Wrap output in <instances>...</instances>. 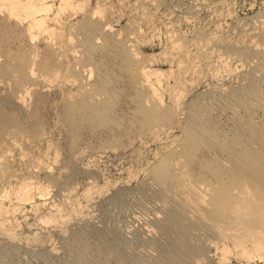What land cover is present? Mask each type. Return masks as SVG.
Wrapping results in <instances>:
<instances>
[{
    "label": "rangeland",
    "instance_id": "rangeland-1",
    "mask_svg": "<svg viewBox=\"0 0 264 264\" xmlns=\"http://www.w3.org/2000/svg\"><path fill=\"white\" fill-rule=\"evenodd\" d=\"M53 2L55 7L51 4ZM83 2L82 9H78L77 12L71 9L69 12L64 10L65 14L62 16L63 11L58 13L60 2L47 0V4L53 9L51 15H55L51 17L55 18L58 14L61 16L57 17L59 20L55 19L61 23L59 26L55 20L52 21V27L57 24L54 26L56 29L53 27L54 32H57V35L63 32L62 36L66 34L61 40L66 46L60 43L65 54L64 59H61L64 60L63 71H67L68 66L72 70L76 67L80 73L82 60L91 61L94 66H87V70L83 68L79 75L75 73L77 71L74 72L79 78L77 85L57 81L50 87L36 88L27 98L23 113L25 115L15 111L5 96H0L2 118L15 122L25 130L28 129L30 133L33 132L32 135L37 137L42 135V140L39 137L40 144L35 138L38 148L35 144L32 151L30 150L33 153L30 154L31 157L36 155V158L41 157L40 162L44 160L42 167L45 165L46 167L36 170L40 173L35 172L33 181L40 178V181L37 179L34 181L37 185L45 184L44 187L52 188L49 187L51 191L49 196L44 198L36 196L33 204L29 202L22 206L23 208L19 206L21 210L9 215L14 213L12 208L15 209L19 204L12 192L14 193L18 187L16 185L27 179L29 175L26 172L27 167L31 166L28 160L31 158L29 156L27 159L26 157L20 159L16 156L14 160L8 161L12 162L10 165L6 163L10 177L7 174V178L0 183V202L4 200L2 205L0 203V208L3 212L6 208L9 209L5 213L9 212L10 217L6 215L7 213H0V264H136V257L127 251V240L119 237L116 223L119 213L125 212L124 210L133 203L132 196L145 199L150 195H157L149 189L151 170L161 159L173 156L181 150L180 145L190 122L192 105L200 103L202 107L207 97L227 98L247 90L256 78L254 73L259 62L257 58H262L264 54V25L257 22L258 16L264 12V0ZM95 11L96 17L92 19ZM144 14L146 19L143 18ZM3 15L0 14L2 53L5 54L8 47L16 55L24 52V46H28V43L26 40L23 41L22 37L17 38V32L12 29L13 20H8L9 23ZM107 23L108 26L104 25ZM110 25L114 36L106 35L101 41L91 43L93 47H87L89 52L88 57H85L84 50L77 45L78 36L74 35L75 28L78 27L77 29L89 35L92 29L107 27L111 29ZM15 28L19 29L16 26ZM68 34L76 39L70 40ZM116 34H119L121 41L128 37L130 41L137 43L136 50L147 70L157 71L164 78L159 83L155 80L151 82L155 85L153 86L155 91L161 89L159 91L164 93L160 100L163 102L162 105L164 104L163 108L164 106L168 108L166 112L156 113L155 118L150 115L152 108L145 105V90L136 81L137 74L133 65L127 64L129 59L125 48L122 43L117 42ZM16 41H19V44ZM42 42L41 40L38 42L39 50L53 51ZM59 50L56 53L61 55L62 52ZM51 53L56 59L59 58L55 51ZM2 59L1 66L7 71L16 67L11 58L7 61L4 57ZM79 62L81 64L78 65ZM57 66L51 65L49 68ZM0 69L3 71L4 68ZM83 71L86 73H82ZM88 90L103 91L106 99L93 105L88 99ZM229 112L227 115H233L231 110ZM213 115L212 123L216 119L219 120L222 112ZM223 120L226 121V118ZM262 125L259 114L254 118L253 126ZM35 131L42 134L38 132L37 135ZM47 144L51 146L50 149ZM210 155L205 145L197 151L191 160V168L195 174L205 172L207 164L210 163ZM53 161L56 163L53 164ZM58 169L64 171L63 175ZM48 179L55 180L56 187L53 183L50 184ZM74 179L76 194L73 200L70 199L68 204H64L65 206L59 205L60 211L58 206L57 209L54 206L55 211H51L52 209L41 205L51 194L49 199L54 200L53 194L59 189L57 186L72 182ZM6 180H9L11 185L6 183ZM2 188L8 191L5 190L3 193ZM3 197L6 199H2ZM11 199L13 203L10 204ZM36 203L41 206H37ZM57 203L55 200V204ZM142 237L143 234L138 231L133 243H143ZM158 241L161 240L154 242L161 244L156 245L157 249L167 244L166 241ZM228 247L232 250V244H228ZM207 253L208 256L199 264H264V249L253 258H245L231 251L228 260L224 262L217 250L212 249Z\"/></svg>",
    "mask_w": 264,
    "mask_h": 264
},
{
    "label": "bare ground",
    "instance_id": "bare-ground-1",
    "mask_svg": "<svg viewBox=\"0 0 264 264\" xmlns=\"http://www.w3.org/2000/svg\"><path fill=\"white\" fill-rule=\"evenodd\" d=\"M83 1L57 0L58 3L60 2L59 4L57 3L59 5H57L59 8L58 13L60 14L63 11L61 14L63 16L70 9L71 11L77 12L78 9L83 8ZM53 3H51L52 6L55 5ZM52 6L47 4V0H0V14H4L7 21L13 20L14 26L12 29H15L17 32V38L22 37L23 41L26 40L28 43V46L23 45L25 51L17 55L9 47L6 48L5 54H3L0 46V61L3 60L2 57L5 58V61L11 58L16 64V67L10 68L7 71L5 67L1 66L0 62V68H4L3 71L0 69V96H5L14 110L21 114L25 112L27 98L39 86H43L44 88L50 87L52 83L57 81H66L71 82L72 85H77L79 78L75 76V73L79 75L83 68L87 70V66H94L91 61L82 60V69H79L80 73H78L76 67V70H72L68 66L66 67L68 70L63 71L62 63L64 60L62 61L61 59H64L65 54L62 52V44L60 43L63 40V36L66 37V34L62 36L63 32L59 34V30H57L59 35L56 34L57 32H54L53 27L57 24L52 27V21L55 19L59 20L60 18L57 17L61 16L57 13L58 15L52 18L55 16L51 15V11L53 10ZM55 12H57V9ZM97 13L99 14L98 10ZM97 13L95 11V14H92V19L96 17L94 15ZM145 15L143 18H145ZM258 17L257 22L264 25V12ZM60 24L58 23V26ZM108 24L104 25L108 26ZM10 26L9 24L8 27ZM15 26L17 28L19 27V29H16ZM77 28H75L76 33L74 35L78 36L77 45L79 48L82 47L85 57H88L89 51L87 47H93L91 43L101 41L102 37L106 35L113 34L112 36H114L113 29H108V27L107 29H92L89 35ZM7 29L4 28L5 31ZM54 29L56 28L54 27ZM71 36L69 35L68 38ZM115 37L117 42L122 43L125 48L127 58L130 60L127 59V64L133 65L137 74L136 81L138 85L145 90V105L152 108L150 115L155 118L157 117L156 113L166 112L168 108L166 106L163 108L164 104L162 105L163 102L160 100L164 93L159 91L161 89H157L156 91L158 92L156 93L153 87L155 85H152L151 82L155 80L159 83L164 78L157 71L147 70L143 64L144 61L142 62L140 60L136 50L137 43H134L132 40L130 41L128 37H126V40L121 41L119 34H116ZM71 39L75 40L76 38L71 37ZM40 40L46 43V46L53 51L50 49L46 51L39 50L38 42ZM63 44L66 46L65 43ZM55 45L56 47H54ZM57 45L60 47H57ZM71 46L73 47V45ZM56 48L61 49H58L62 52L61 55L56 53L58 51L55 50ZM54 51L59 57V60L51 53ZM257 59L259 62L254 73L256 78H254V83L247 90L227 98H217V96L215 98L209 95L211 98L207 97L202 107L200 103L192 105L190 122L185 132V138L180 145L181 150L173 156H167L161 159L151 170V178L149 175L150 179L148 181H150L151 187H149V184L147 185L151 192L153 194L156 192L157 195L149 194L150 196L145 199L140 196H134L135 198L132 196L131 200L133 203H131L127 210H124L125 212L122 211L123 213H119V216L117 218L115 217L117 220L116 223L118 224L117 230L119 237H123L129 243H127V251L136 257V264H199V262L208 256L207 251L210 252L212 249L219 252L220 259L224 262V260H228L231 251L245 258H253L255 254L258 255L260 250L264 249V54L262 58ZM81 63L79 62L78 65ZM56 64L58 65L57 67L53 69L49 68L51 65ZM76 65L75 63L74 66ZM89 70L92 74V70L90 68ZM4 72H7V74H4ZM82 73L85 74L86 72L83 71ZM160 84L162 85V82ZM156 86L161 87L160 85ZM80 87L84 88V86ZM87 94L88 99L93 105L106 99V94L103 91L88 90ZM172 95L174 94L172 93ZM170 96L168 93V97ZM177 96L179 97V95ZM171 98L173 99L174 97ZM230 110L233 113L231 116L227 115ZM220 112H222V116L219 117L218 121L216 119L212 123V115ZM259 114H261L263 125L261 127H254V118ZM222 117L226 118V121ZM38 132L39 134L41 133L37 131L36 134ZM31 133L28 129L25 130L15 122L6 121L0 116V183L5 180V177L9 173L6 166V163L10 165L11 161L8 162L9 160L15 159L16 156L20 159L25 157L27 159L29 156L31 158L28 160L31 166L28 164L30 166L29 168L27 167L28 170H25L26 167L24 169V171L28 172L27 175L29 174L27 179L22 180L23 182L20 180L22 183L20 182V185H16L18 187L16 188L15 186L16 189L14 193L12 192L15 200L20 205L17 204L18 206L15 205V209L12 208L14 213L6 212V214L5 211L9 210L7 208L4 212L0 208L2 210L0 213L3 212L6 215L8 213L9 215L15 214V212L17 213L16 210L20 209L19 206L24 207L29 202L33 204L36 196H42L44 198L51 193L49 185H47L49 187H44L45 184L39 186L34 182L37 176H35L36 179L33 181L35 172L40 173L36 170H39V168L43 169L46 165L42 167L44 160L41 163V157L36 158L37 155L35 156L34 154L35 157H31L33 153H31V149L35 147V144L38 148V143L42 136H39V138ZM35 138L36 140L38 139V143H36ZM204 145L211 154L210 163L207 164L205 172L195 174L191 168V160ZM47 146L50 149L51 146L49 144ZM43 154L46 156L45 153ZM56 162L58 163V161ZM55 163L53 161V164ZM58 170H60L61 174L64 172L61 169ZM11 178L8 179L10 180ZM50 179L52 178L50 177ZM50 179H48L50 184L53 183L54 187H56L55 180L51 181ZM9 180H6V183ZM75 181L76 179L72 180V182L62 183L60 186H57L59 189L53 194L54 200L49 199L52 196L51 194L48 199L46 198L47 201H44V203L42 199L43 204L41 205H45L47 209H52L51 211H55L54 206L56 209L57 206L60 207L59 205L65 206L64 204L74 198L73 196L76 194ZM8 183L10 184V182ZM5 190L3 193H5ZM150 197L151 200H149ZM2 199L6 198L3 197ZM12 199L9 200L10 204ZM55 200L58 202L57 204H55ZM2 201L4 200H1V205ZM9 208L12 211L11 207ZM60 209L61 207L59 211ZM122 215L124 216L122 217ZM5 223L3 224L6 225ZM138 231L143 234V243L134 244V237ZM156 240L166 241L167 244L157 249L161 244H154ZM228 244H232V250L229 249ZM156 245L158 246L156 247ZM199 246H201L200 249Z\"/></svg>",
    "mask_w": 264,
    "mask_h": 264
},
{
    "label": "built area",
    "instance_id": "built-area-1",
    "mask_svg": "<svg viewBox=\"0 0 264 264\" xmlns=\"http://www.w3.org/2000/svg\"><path fill=\"white\" fill-rule=\"evenodd\" d=\"M151 1H153V0H151Z\"/></svg>",
    "mask_w": 264,
    "mask_h": 264
}]
</instances>
